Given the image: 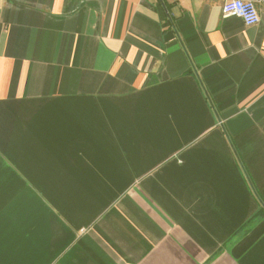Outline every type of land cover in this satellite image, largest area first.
<instances>
[{"label": "crops", "instance_id": "0c3cea01", "mask_svg": "<svg viewBox=\"0 0 264 264\" xmlns=\"http://www.w3.org/2000/svg\"><path fill=\"white\" fill-rule=\"evenodd\" d=\"M226 1L0 0V264H264V0Z\"/></svg>", "mask_w": 264, "mask_h": 264}, {"label": "built area", "instance_id": "2783aa9c", "mask_svg": "<svg viewBox=\"0 0 264 264\" xmlns=\"http://www.w3.org/2000/svg\"><path fill=\"white\" fill-rule=\"evenodd\" d=\"M224 15H234L241 19L246 26L260 23V15L252 0H228L222 6Z\"/></svg>", "mask_w": 264, "mask_h": 264}, {"label": "trees", "instance_id": "16d2710c", "mask_svg": "<svg viewBox=\"0 0 264 264\" xmlns=\"http://www.w3.org/2000/svg\"><path fill=\"white\" fill-rule=\"evenodd\" d=\"M262 213H263V210L259 211V212L255 215V217H254L253 219H251V220L249 221V223H247V224L252 223V221H253L254 219H257L258 217H260V216L262 215Z\"/></svg>", "mask_w": 264, "mask_h": 264}]
</instances>
